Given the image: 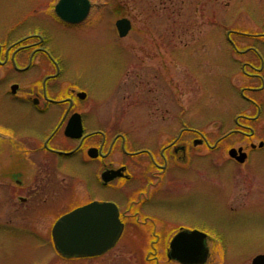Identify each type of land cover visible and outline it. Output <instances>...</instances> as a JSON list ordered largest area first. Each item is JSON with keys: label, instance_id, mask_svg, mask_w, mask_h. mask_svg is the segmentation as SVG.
I'll use <instances>...</instances> for the list:
<instances>
[{"label": "rangeland", "instance_id": "374dc122", "mask_svg": "<svg viewBox=\"0 0 264 264\" xmlns=\"http://www.w3.org/2000/svg\"><path fill=\"white\" fill-rule=\"evenodd\" d=\"M7 1L0 5V21L5 19L4 11L7 17L17 12L22 15L33 0ZM90 1L87 23L74 32L58 31L54 51L63 56L69 77L88 90L90 100L102 102L103 116H110L103 102L121 93L113 119L117 120L116 133L140 135L164 128L153 123L143 125L140 120H120L161 116L151 112L156 107L122 99L124 92L138 94L141 88L130 89L120 79L125 81L127 75L141 69L163 71L166 84L172 86L175 82L171 79L179 76L181 99L176 112L182 121L170 126L175 131L186 126L208 135L215 144L224 133L236 129L239 114L256 115V109L243 102L240 91L247 84L259 88L262 83L248 82L241 68L246 62L261 68L262 60L250 50L252 47L264 60V0ZM122 18L132 22L125 38L119 37L115 27ZM246 71L250 72L248 67ZM260 74L264 77V66ZM259 95L262 114L249 124L254 138L237 135L225 142L224 138L219 140L217 152L206 159L197 157L196 167L177 179L184 187L181 192L192 183L197 185V192L186 199L157 202L165 205V210L157 213L170 222L157 248L152 245V235L128 234L99 258L66 260L57 255L44 232L45 246L40 244L42 237L30 231L36 218L24 216L22 222L0 219V264H179L169 260L167 253L180 225L208 234L210 257L206 264H251L256 255L264 254V152L253 154L249 148L250 142H264V90ZM231 145L248 147L252 161L243 166L226 162V146ZM66 167L67 174L74 177L70 194L72 187L76 191L80 170L74 160L64 164ZM64 203L63 196L56 199L53 211Z\"/></svg>", "mask_w": 264, "mask_h": 264}, {"label": "flooded vegetation", "instance_id": "af4514ba", "mask_svg": "<svg viewBox=\"0 0 264 264\" xmlns=\"http://www.w3.org/2000/svg\"><path fill=\"white\" fill-rule=\"evenodd\" d=\"M58 2L33 0L22 15L10 13L8 19L4 11L5 19L0 21V219L22 222L24 216L36 218L37 223L30 231L37 238L42 237L37 239L42 246H45L44 232L58 256L66 260H93L99 257L69 258L60 254L54 244L53 226L60 217L77 208L95 202L111 204L117 208L123 224L117 245L128 234L152 235L155 237L152 245L157 248L170 223L157 213L159 209L165 210V205L157 202L186 199L198 190L192 183L181 192L184 187L177 180L180 174L191 172L197 157L206 159L217 152L218 141L223 138L224 142L237 135L254 138L249 124L258 121L262 114L258 96L264 90V77L260 74L264 60L252 47L250 50L262 60L261 68H255L251 62L243 63L241 68L248 82L262 83L259 88L247 84L240 91L243 102L255 108L256 115L239 114L236 129L224 133L215 144L208 135L195 129L170 128L182 121L176 112L181 99L180 79L172 78L175 85L169 82L167 85L165 74L159 69H141L127 75L125 81L120 79V83H126L130 89L141 88L138 94L124 92L123 101L156 107L151 112L161 116L120 120H140L143 125L153 123L164 128L140 135L116 133L117 120L113 119L121 93L115 94L116 99L103 102V108L110 113L109 117L103 116L102 102L90 100L88 90L69 77L63 56L54 51V35L58 31L74 32L87 23V19L82 23L63 20L55 11ZM4 3L5 0H0V5ZM71 121H80L82 125L78 137L67 135ZM259 144L250 142L253 154L264 152L261 149L264 146ZM240 148L247 154L244 163L230 155L232 149ZM227 149L228 163L243 166L252 161L248 147L231 145ZM72 160L76 161L80 174L76 191L72 187L69 194L74 177L67 174L69 169H64V164ZM61 196L66 203L53 211L52 206ZM18 228L25 229L21 225ZM182 228L186 229L180 225L178 231Z\"/></svg>", "mask_w": 264, "mask_h": 264}, {"label": "water", "instance_id": "95a60500", "mask_svg": "<svg viewBox=\"0 0 264 264\" xmlns=\"http://www.w3.org/2000/svg\"><path fill=\"white\" fill-rule=\"evenodd\" d=\"M90 9L89 0H59L55 7L56 13L70 23L83 22ZM116 28L119 36L125 38L132 29V22L128 18L119 19ZM81 130L80 121H71L67 135L78 137ZM263 145L261 142L259 146ZM230 155L240 163H244L247 157L242 148L232 149ZM122 231L123 224L117 208L95 202L60 217L53 227L52 235L56 249L63 256L90 258L102 256L113 249ZM167 256L179 264H206L210 257L208 235L197 229H181L172 238ZM251 264H264V254L256 255Z\"/></svg>", "mask_w": 264, "mask_h": 264}]
</instances>
